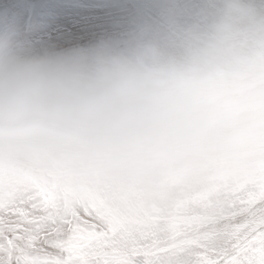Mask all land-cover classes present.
Here are the masks:
<instances>
[{"label":"clouds","instance_id":"clouds-1","mask_svg":"<svg viewBox=\"0 0 264 264\" xmlns=\"http://www.w3.org/2000/svg\"><path fill=\"white\" fill-rule=\"evenodd\" d=\"M264 172V0H164L126 46L0 34V198L37 186L168 208Z\"/></svg>","mask_w":264,"mask_h":264},{"label":"rangeland","instance_id":"rangeland-1","mask_svg":"<svg viewBox=\"0 0 264 264\" xmlns=\"http://www.w3.org/2000/svg\"><path fill=\"white\" fill-rule=\"evenodd\" d=\"M181 2L192 6L197 0ZM163 6L164 0H0V34L26 35L38 46L70 47L83 45V42L92 45L106 38L107 41L108 36L110 39L115 35L119 37V34L131 41L138 38L135 27L139 23L142 34L156 26ZM126 30L131 31L126 34ZM37 193L53 198L62 210H82L90 203L100 204L126 226L127 252L133 249L146 252L138 257L142 261L162 256L163 260H168L178 254L176 259L181 261L177 264H182L201 251L194 243L183 242L195 241L203 233L219 232L250 219L249 213L244 211L247 205L240 204L238 197L255 193L261 201L256 206H264V172L249 173L237 180L213 178L166 209L153 206L123 210L92 193L79 194L83 203H77L69 199L73 195L71 189L44 185L37 186L26 198L15 203L0 198V204L12 207Z\"/></svg>","mask_w":264,"mask_h":264},{"label":"snow or ice","instance_id":"snow-or-ice-1","mask_svg":"<svg viewBox=\"0 0 264 264\" xmlns=\"http://www.w3.org/2000/svg\"><path fill=\"white\" fill-rule=\"evenodd\" d=\"M250 219L206 233L201 249L182 264H264V206L255 193L238 197ZM128 230L100 204L62 210L37 193L12 207L0 205V264H177L172 259L142 261L147 253L127 252ZM127 252V254H126Z\"/></svg>","mask_w":264,"mask_h":264},{"label":"bare ground","instance_id":"bare-ground-1","mask_svg":"<svg viewBox=\"0 0 264 264\" xmlns=\"http://www.w3.org/2000/svg\"><path fill=\"white\" fill-rule=\"evenodd\" d=\"M185 5V4H184ZM145 14V13H144ZM148 15V14H147ZM149 15H151V14H149ZM140 16V15H139ZM138 16V17H139ZM145 16H146V14H145ZM137 17V18H138ZM140 18V17H139ZM138 18V19H139ZM144 17H142L141 19H143ZM149 18V17H148ZM145 19H146V17H145ZM134 20V19H133ZM137 20V19H136ZM135 21V20H134ZM133 22V21H132ZM138 22H141V21H138ZM138 22H136V23H138ZM84 23V22H83ZM135 23V22H134ZM137 25V24H136ZM140 27V23L137 25V27H135V28H137V32H138V38H139V36H141L142 35V31H141V29L139 28ZM133 30V29H132ZM129 31H131V30H126V34L129 32ZM116 32H114V34H115ZM113 34V33H112ZM102 35V34H101ZM100 35V36H101ZM104 35H106V34H104ZM120 36L119 37H116V35H115V38L114 39H110V37L108 36V42H110V43H112V44H114V45H116V46H120V47H123V46H126L127 44H129L130 42H132V41H134L135 39H137V38H135V39H133V40H131V41H129L126 37H121V34H119ZM124 35V34H123ZM99 36V38H102V37H100ZM103 36V35H102ZM112 36V35H111ZM118 36V35H117ZM107 37V36H106ZM113 37H114V35H113ZM112 37V38H113ZM107 39V38H106ZM105 39V40H106ZM97 40H99V39H97ZM104 40V39H103ZM77 42V41H76ZM78 42H79V40H78ZM99 42V41H98ZM91 43H89V45H90ZM78 45H80V44H78ZM83 45H84V42H83ZM88 44H85V46H87ZM4 204V203H3ZM2 204V206H4ZM1 205V204H0ZM6 207V206H5ZM223 211V210H222ZM230 220V219H229ZM228 222V221H227ZM230 222V221H229ZM229 225V224H228ZM221 229H222V227H221ZM220 230V229H219ZM208 233V232H207ZM197 234H199V233H197ZM203 234H205V233H203ZM187 237V236H186ZM190 237V236H189ZM185 238V237H184ZM194 238V237H193ZM188 239V238H187ZM192 239V238H191ZM184 240V239H183ZM183 240H181V242L183 241ZM180 241V240H179ZM190 248V247H189ZM191 249V248H190ZM185 253H186V251H185ZM190 253V252H189ZM188 254V253H187ZM169 255V254H168ZM177 255L178 254H176V255H173V257H171L170 259H172V260H174V261H176V262H178V261H181L180 260V258H179V260L177 261V259L176 258H178L177 257ZM178 256H180V255H178ZM163 256L160 258V259H162L163 260Z\"/></svg>","mask_w":264,"mask_h":264}]
</instances>
